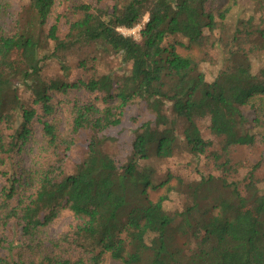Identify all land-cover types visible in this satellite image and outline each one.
<instances>
[{"label":"trees","instance_id":"obj_1","mask_svg":"<svg viewBox=\"0 0 264 264\" xmlns=\"http://www.w3.org/2000/svg\"><path fill=\"white\" fill-rule=\"evenodd\" d=\"M57 1L21 0L0 26V264H102L106 254L122 264H264L259 163L241 183L228 179L241 167L236 148L264 143V0L247 10L242 0H67L63 13ZM143 22L140 40L119 30ZM107 56L122 73L100 69ZM203 64L220 69L209 79ZM74 89L95 98L73 107L71 131L91 134L69 167L75 139L51 116L56 92ZM133 103L153 118L118 165L102 132ZM182 152L213 169L186 181L150 165ZM174 192L182 204L170 205ZM63 209L75 221L53 236Z\"/></svg>","mask_w":264,"mask_h":264},{"label":"rangeland","instance_id":"obj_2","mask_svg":"<svg viewBox=\"0 0 264 264\" xmlns=\"http://www.w3.org/2000/svg\"><path fill=\"white\" fill-rule=\"evenodd\" d=\"M254 1L255 0H242L240 5L246 7L245 9L247 10L250 7L254 6ZM107 2L112 3L113 0H107ZM227 2L228 0H218L220 6L226 4ZM20 3L21 0H0V26H7L6 21H8L9 18L5 17V15L11 14L13 11L17 10ZM69 4L70 2H68L67 0H58L57 12L63 13L65 10H67ZM240 5L236 6V9H238ZM147 20L148 16L144 18V22ZM138 29L139 28H136L134 32L131 33V35L136 36V38L140 40V37H138ZM206 52L213 55L218 54L216 50H213L207 46ZM253 58L255 66H258V58ZM106 63H108L109 67H111L116 74L122 73L123 70L118 67V65L120 64L119 58L113 59V57L111 56L103 58V61L100 65V69L102 71H106V66L108 67ZM202 67L207 73L209 79L212 78L220 69V65L203 64ZM94 98V94L84 89H74L67 95L59 92H56L55 94L54 102L56 104V112L51 116V120L55 119L59 133H63L66 137L68 136V133H70L73 135V139H75V145L72 146V150L65 153V155L67 156V163L69 167H72L75 163L81 161L85 156L87 144L89 142V137L91 134L90 130L88 129H80L76 133L71 131V117L73 115V107L76 102L81 105L85 103H92L91 100ZM95 104L98 107L102 106L101 102H95ZM246 114L249 117V120L253 116L252 111H248L246 112ZM152 118L153 115L148 111L143 103L129 104L124 110L121 123L116 126H111L104 132H102L106 136L113 137L114 139L113 143L111 141V145L107 146L106 149L112 154L118 165H122L126 161V158L131 151L132 142L136 136L138 128L147 120ZM199 125L201 127L203 136L206 139L212 140L215 143V148H217L219 146V139L210 133L209 120H200ZM246 125L250 126L249 123H247ZM40 129V125L35 126V133L38 137L36 139L37 141H39L41 138ZM253 131L255 133H258L259 129L253 128ZM32 156L33 155L31 152H26V164H31L30 159ZM232 156L233 161L239 162L241 167L237 173H231L230 175H228L229 181H236L238 183H241V181L244 180L245 176L251 170V167L257 163H259V167L255 171L256 175L259 178L263 177L264 143H256L253 146H238ZM204 160L205 159L199 161L198 159L192 158L190 153L182 152L169 159H154L153 161H151L150 165H152L156 169L157 175L162 176L168 171H173L176 174H180L182 177H185L186 181H190L198 178L201 175V172L210 171L213 169L211 167L212 164H208ZM206 166H208V168H211L208 169ZM174 182H176V178L172 180V183ZM262 185L264 187V183ZM161 192L162 190L156 194H153V196H158V194ZM182 202V194L174 192L169 203L170 205L175 206L177 204H182ZM74 221L75 217L73 213L68 209H63L49 225V233L53 236L60 235L71 228ZM102 264L122 263L121 261L112 258L110 254H106Z\"/></svg>","mask_w":264,"mask_h":264},{"label":"built area","instance_id":"obj_3","mask_svg":"<svg viewBox=\"0 0 264 264\" xmlns=\"http://www.w3.org/2000/svg\"><path fill=\"white\" fill-rule=\"evenodd\" d=\"M143 24H144V23H143ZM136 28H139V29H138V37H140V31H141V28H142V23L139 24V25H137V26H135V27H133V28L120 27L119 30H120L122 33L126 34V35H131V33L134 32V30H135ZM134 37L136 38V36H134ZM136 39H137V38H136ZM137 40H138V39H137Z\"/></svg>","mask_w":264,"mask_h":264}]
</instances>
